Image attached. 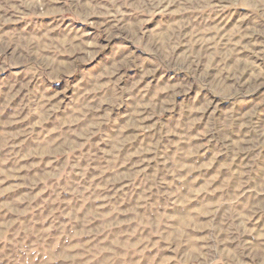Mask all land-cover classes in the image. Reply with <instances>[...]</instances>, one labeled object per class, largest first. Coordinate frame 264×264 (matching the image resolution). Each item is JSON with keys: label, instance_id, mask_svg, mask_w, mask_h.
<instances>
[{"label": "rangeland", "instance_id": "rangeland-1", "mask_svg": "<svg viewBox=\"0 0 264 264\" xmlns=\"http://www.w3.org/2000/svg\"><path fill=\"white\" fill-rule=\"evenodd\" d=\"M0 264H264V0H0Z\"/></svg>", "mask_w": 264, "mask_h": 264}]
</instances>
